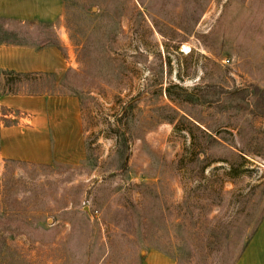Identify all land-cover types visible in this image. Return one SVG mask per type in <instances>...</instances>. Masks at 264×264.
I'll return each instance as SVG.
<instances>
[{"label": "rangeland", "instance_id": "1", "mask_svg": "<svg viewBox=\"0 0 264 264\" xmlns=\"http://www.w3.org/2000/svg\"><path fill=\"white\" fill-rule=\"evenodd\" d=\"M63 11L27 37L63 34L72 67L9 89L75 96L82 149L0 158V264H234L264 213V0Z\"/></svg>", "mask_w": 264, "mask_h": 264}, {"label": "crops", "instance_id": "2", "mask_svg": "<svg viewBox=\"0 0 264 264\" xmlns=\"http://www.w3.org/2000/svg\"><path fill=\"white\" fill-rule=\"evenodd\" d=\"M63 12V0H0V84L3 72L48 76L54 84L62 79L73 64L64 35L56 32L53 41L27 35L44 26L57 29ZM0 120L6 122L0 126L1 159L48 164L81 152L82 116L75 96L0 91ZM141 264L173 262L152 252ZM234 264H264V213Z\"/></svg>", "mask_w": 264, "mask_h": 264}, {"label": "trees", "instance_id": "3", "mask_svg": "<svg viewBox=\"0 0 264 264\" xmlns=\"http://www.w3.org/2000/svg\"><path fill=\"white\" fill-rule=\"evenodd\" d=\"M2 75L6 77L3 80L4 88H2V94H18L19 90H17L16 88L9 89V87L14 85L19 78L30 77L27 75L14 74L11 72H3Z\"/></svg>", "mask_w": 264, "mask_h": 264}]
</instances>
